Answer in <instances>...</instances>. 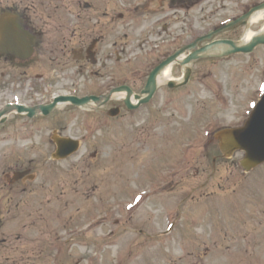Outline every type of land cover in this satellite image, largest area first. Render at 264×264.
Segmentation results:
<instances>
[{"label": "rangeland", "instance_id": "rangeland-1", "mask_svg": "<svg viewBox=\"0 0 264 264\" xmlns=\"http://www.w3.org/2000/svg\"><path fill=\"white\" fill-rule=\"evenodd\" d=\"M169 1L154 0L151 9ZM263 1L183 0L187 6L178 8L165 33L159 28V39L186 28L177 45L187 42L216 19L241 16ZM108 2L0 0V13L22 18L38 38L29 58L0 54V111L9 103L46 105L61 94H108L123 84V52L118 59L107 48L118 39L130 40L126 72L135 80L126 85L134 100L145 97L130 100L129 110L117 93L104 106L64 104L45 116L12 112L0 119V264H264V163L245 171L244 152L225 156L214 139L242 127L259 101L264 45L248 55L190 57L186 77L180 66L171 70L184 85L165 82L147 91L146 77L136 79L145 57L135 45L144 39L136 30L147 18L144 10L118 19L120 9L110 0L112 23L102 35L105 46L91 47L93 58L70 34L81 14L80 36L101 35L87 33L92 27L85 24L97 21ZM247 22L204 43L238 42L247 30H259L264 15ZM45 73L56 84L52 95L37 79ZM63 137L79 141V150L57 155L54 140Z\"/></svg>", "mask_w": 264, "mask_h": 264}, {"label": "flooded vegetation", "instance_id": "flooded-vegetation-1", "mask_svg": "<svg viewBox=\"0 0 264 264\" xmlns=\"http://www.w3.org/2000/svg\"><path fill=\"white\" fill-rule=\"evenodd\" d=\"M153 1L154 0H144L143 6H142V4H140L141 0L140 1H136V0H132V1L118 0L117 1V0H115L116 4H115V8H114V9H120V12L117 13V15H116V18H118V19H121V18L125 17L126 15H128V16L130 15L131 18L134 19L135 16L133 14H138L139 10H144L147 13L146 14L147 18L144 21V24L141 25L140 28L135 27L138 35L144 36V39L140 40L138 42H135V45L138 47L137 49L141 54L145 53V57L141 61H139V64H138L139 67L136 70V72H137L136 73L137 74L136 79L142 80L143 77H146V81H147L148 76L151 73V71L157 65H159L161 62H163L168 57L174 56L177 53H179V54L183 53V55L181 57L177 58V60H175V62L171 66V70H172V67L174 65L180 66L183 69L182 64L190 58V56L193 54L192 52L194 51L193 49H190V50H186V49L189 46H191L193 43H196V42H197L196 48L202 49L205 46H207L209 43L216 41V40H219V39L212 40L209 43L201 42L203 37L207 36L209 33H219L220 30L223 31V27L225 26L224 25L225 24L224 19L219 18V19H216L218 24L214 23L210 26L212 28V30H210L209 32L205 31L204 35H200L198 37H192L191 36L187 42L184 40L183 42H181L180 44L177 45V41L180 40V38H182L184 36L186 37L188 35V31L186 30V28L184 31L183 30L180 31V28H173V30H171L167 34V35H169L168 37L162 38L160 40L159 34H161V31L159 30V28H161V30H163V32L165 33V31H167V27H168V25H166V23L167 22L170 23L174 19L178 18V16H179L178 15V8L182 9L183 6H187V4L182 3L183 0H178L179 6L175 7L174 4L176 1L170 0L169 1L170 6L167 8L151 9V5L155 6L156 4H162L161 0H158V2L156 4H153ZM190 1L191 0H188V2H190ZM109 2H110V0H109ZM109 2L107 3V7H106L107 11H104V12L101 11L103 13H97L98 14L97 21L91 22L92 21L91 20L90 22L85 24V25H87L86 26L87 28L92 27L87 33L98 32L101 34L98 37L95 36L92 39L88 37L85 39L84 36H80L83 34V29H84V28H81L80 21H79L81 19V14H78L73 19L75 21V28L71 31L70 34H73V36L75 37L74 41L76 42V44H78L77 46H80L79 44L83 45L81 47L80 51L82 52L83 50L86 49V51L88 52L89 58H93L92 54L95 53V51L93 50L94 53L91 54V52H90L92 50L91 47H93V46L96 47L97 43H98V45H100L99 47H101V48H103L105 46L106 39L104 38L105 36H102V35H104L106 33L108 34L107 30H109V25H111L110 23H112V18L109 17L108 15L113 13V11L109 12V10H111ZM237 5H238V3H237ZM4 13L10 14L11 12L7 11V12L0 13V16ZM93 14L96 15L95 12H93ZM25 20L28 21V23L30 21V24H32L31 18L25 19ZM22 23H23L22 29L26 33H28L29 35L34 37V39H35L34 45H33V53H32V55H33L34 51H35V49H34L35 44L37 43L38 38L32 34V27H30V29H29L26 24L24 27V22L22 21ZM186 25H188V24H186ZM60 26H62V24H60ZM236 26L237 25L233 26V28ZM128 27H130V24L128 25ZM215 27H217L218 29ZM62 29H64V28H62ZM110 30L112 32L113 29H110ZM188 30L190 32L189 28H188ZM46 31L47 30H44V33H46ZM127 35H128L127 33L124 34V36H127ZM120 38L121 39L124 38L123 35ZM129 41H130L129 39L128 40H121V41H120V39H118L112 43L107 41V45L110 44V46H108L107 48L116 52L117 53L116 57L118 59H121V56H122L121 53L123 52V56H122L123 61H121L119 63L121 64V68H123V72H124L121 75L122 83H123L122 86H127V87H129L128 85H126L129 77H131L133 80H135V74L133 75V73H131L130 76L128 77V73L126 72L127 71L126 70L127 65L130 63V60L128 59V49L131 47V46H129ZM86 43H89V44L87 45V47H84V45ZM166 43L168 44V47L166 46ZM119 54H120V56H118ZM77 57H79L78 58L79 60H81L83 58V56L80 54ZM12 59H14V58H12ZM105 59H106V62L104 63V66L107 62L111 61V60L110 61L107 60L108 56ZM133 62L137 63L138 59H137V61H133ZM190 62L188 64H185V65L190 66ZM144 69H145V74H144ZM50 73L49 74L45 73L43 76H40L37 79L39 81H43L44 90H42V92H46V94L52 95L55 92L54 88H56V84H54V82H52L53 79L51 77H49ZM54 73H55V75H57L56 71ZM61 91H63V90H61ZM59 92H57V93H59ZM42 97H43V95H42Z\"/></svg>", "mask_w": 264, "mask_h": 264}, {"label": "water", "instance_id": "water-1", "mask_svg": "<svg viewBox=\"0 0 264 264\" xmlns=\"http://www.w3.org/2000/svg\"><path fill=\"white\" fill-rule=\"evenodd\" d=\"M262 7H264V4L260 5L258 8L260 9ZM226 43L229 44L233 49L231 54H235V53L248 54L251 53L257 46L264 45V36L260 35L252 39L248 47L239 48L236 46V44L232 42H226ZM206 49L207 48L203 50ZM191 58H197V56L194 54ZM172 59L173 58L167 60L165 63L162 64V66L155 69V71L151 74L148 84L149 86L152 87L147 89V91L151 90L154 87L155 75L156 73H158L159 69L162 68L165 64L166 65L169 64L172 61ZM170 85H172V83H170ZM122 90H124V88L116 89L113 92H120ZM98 100L100 99L96 97H89L83 99H77L74 97H60L55 99L54 100L55 103L54 102L53 103L57 104V103L69 102L79 107V106H85L90 101L95 103ZM105 101H107V98L105 99ZM128 103L126 104L128 105L129 108H131V105ZM55 106L56 105H52L48 108L39 107V109L42 111L44 115H47V112L51 111ZM16 108L19 113L26 111L29 117H32L34 115V110L32 109H25L23 107H16ZM217 138L220 140V148L225 156L230 155L231 153L237 150L244 152L245 157L241 164L245 171H248L249 168H252L256 165L263 163L264 162V99L261 101V103H259L255 107L253 113L250 115L249 120L247 121V123L243 128L236 130H224L218 134ZM68 144H70L71 146V151H75L77 149L75 143L69 142Z\"/></svg>", "mask_w": 264, "mask_h": 264}, {"label": "bare ground", "instance_id": "bare-ground-1", "mask_svg": "<svg viewBox=\"0 0 264 264\" xmlns=\"http://www.w3.org/2000/svg\"><path fill=\"white\" fill-rule=\"evenodd\" d=\"M264 15V7L262 8H258L257 11L255 13H253L249 19H248V22L247 24L248 25H252V24H257L258 21H260V19L263 17ZM264 36V22L262 23L261 27L259 28V30H257L256 32H252L250 30H247L243 36V38L238 42L236 43V46L241 48V47H248L249 43L252 41V39H254L255 37L257 36ZM8 42H11V39H7ZM1 44H3L2 41H0ZM197 45V44H196ZM7 48L5 49H1L0 52H4L6 51ZM233 51L232 47L231 46H218L214 49H209L206 53L207 55L209 56H219V55H230L231 52ZM20 52V50H19ZM183 55V53L179 54L176 58H174L173 60L181 57ZM157 85H160L162 83H165L167 82L169 79H172L171 77V68L170 66H167L166 64L159 70L158 73H156L155 76H157ZM121 96H123V94H119ZM144 99V98H143ZM151 100V99H150ZM55 103V102H54ZM54 103H51V104H48L47 103V106L45 108H48L52 105H57V106H60V103L58 104H54ZM61 106H63V104H61ZM91 107H94V105L91 103V104H88L87 106L84 107V109H88V108H91ZM12 112H15L14 109H8L7 111L3 112L0 114V119L4 116H6L5 114L9 115L11 114ZM17 113V112H16ZM26 113L25 112H22V115L24 116ZM4 119V118H3ZM57 151H58V148H57ZM56 151V154H58V152Z\"/></svg>", "mask_w": 264, "mask_h": 264}]
</instances>
